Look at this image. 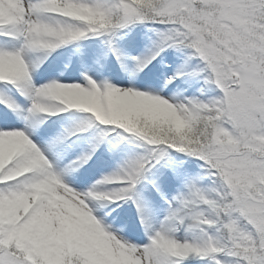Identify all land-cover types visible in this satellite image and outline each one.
I'll return each instance as SVG.
<instances>
[{
    "label": "snow or ice",
    "instance_id": "1",
    "mask_svg": "<svg viewBox=\"0 0 264 264\" xmlns=\"http://www.w3.org/2000/svg\"><path fill=\"white\" fill-rule=\"evenodd\" d=\"M0 264H264V0H0Z\"/></svg>",
    "mask_w": 264,
    "mask_h": 264
}]
</instances>
